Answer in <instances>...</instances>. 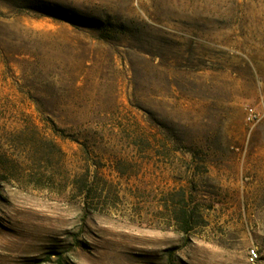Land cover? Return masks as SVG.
I'll use <instances>...</instances> for the list:
<instances>
[{
	"label": "rangeland",
	"instance_id": "rangeland-1",
	"mask_svg": "<svg viewBox=\"0 0 264 264\" xmlns=\"http://www.w3.org/2000/svg\"><path fill=\"white\" fill-rule=\"evenodd\" d=\"M0 264H264V0H0Z\"/></svg>",
	"mask_w": 264,
	"mask_h": 264
},
{
	"label": "built area",
	"instance_id": "built-area-1",
	"mask_svg": "<svg viewBox=\"0 0 264 264\" xmlns=\"http://www.w3.org/2000/svg\"><path fill=\"white\" fill-rule=\"evenodd\" d=\"M258 117L259 116L255 112L254 109H249L248 110V113H247V121L249 123H255L258 120ZM249 254H250V261L253 262V263H255L256 260L258 259V254H257L256 250H254V249L251 250Z\"/></svg>",
	"mask_w": 264,
	"mask_h": 264
},
{
	"label": "trees",
	"instance_id": "trees-1",
	"mask_svg": "<svg viewBox=\"0 0 264 264\" xmlns=\"http://www.w3.org/2000/svg\"><path fill=\"white\" fill-rule=\"evenodd\" d=\"M54 147L57 149V146L54 145ZM58 151L60 154H62V151L59 148H58ZM81 194L85 196V199H88L90 196V190H87V192H85V190H81Z\"/></svg>",
	"mask_w": 264,
	"mask_h": 264
}]
</instances>
